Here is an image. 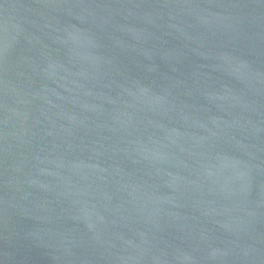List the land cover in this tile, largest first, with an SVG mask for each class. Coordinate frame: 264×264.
<instances>
[{"label":"water","instance_id":"95a60500","mask_svg":"<svg viewBox=\"0 0 264 264\" xmlns=\"http://www.w3.org/2000/svg\"><path fill=\"white\" fill-rule=\"evenodd\" d=\"M0 264H264V0H0Z\"/></svg>","mask_w":264,"mask_h":264}]
</instances>
